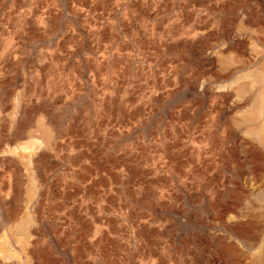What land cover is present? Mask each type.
Wrapping results in <instances>:
<instances>
[{
  "label": "rangeland",
  "instance_id": "374dc122",
  "mask_svg": "<svg viewBox=\"0 0 264 264\" xmlns=\"http://www.w3.org/2000/svg\"><path fill=\"white\" fill-rule=\"evenodd\" d=\"M263 46L264 0H0V264H264Z\"/></svg>",
  "mask_w": 264,
  "mask_h": 264
},
{
  "label": "bare ground",
  "instance_id": "6f19581e",
  "mask_svg": "<svg viewBox=\"0 0 264 264\" xmlns=\"http://www.w3.org/2000/svg\"><path fill=\"white\" fill-rule=\"evenodd\" d=\"M251 14H253V13H251ZM251 19H252V22L255 21V19H253V18H251ZM257 40H258V38H257ZM259 42H260V39H259ZM257 43H258V41H257ZM260 43H262V42H260ZM251 63H252L251 66H255V65H253V62H251ZM252 69H254V68H252ZM249 75L251 76V81H250L251 82V85L254 86L255 84H258L257 82H260L262 84V86H264V67L263 68L257 67L256 69L252 70V72ZM258 91H259L258 94H256L255 97L252 98L253 100L251 101V104L252 105H250L251 106V109L249 108L250 111L248 113V118H249V120L252 123H254L256 120H260L261 119L260 122H259V124H256V125L253 124L254 125L253 126V129H254L253 131L258 135L259 139L261 140V142L264 145V87H262ZM257 198L260 199L261 201L264 200V190H261L260 189L258 191Z\"/></svg>",
  "mask_w": 264,
  "mask_h": 264
}]
</instances>
